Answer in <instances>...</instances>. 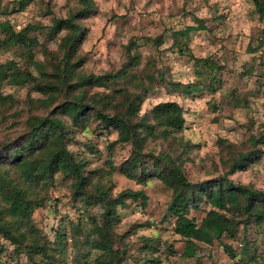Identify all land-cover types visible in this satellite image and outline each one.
Wrapping results in <instances>:
<instances>
[{"label":"trees","instance_id":"16d2710c","mask_svg":"<svg viewBox=\"0 0 264 264\" xmlns=\"http://www.w3.org/2000/svg\"><path fill=\"white\" fill-rule=\"evenodd\" d=\"M16 1L22 10L33 0ZM79 1L78 9L66 18H55L49 26V34H64L57 51L44 47L41 60L34 51L41 42L30 35L40 29L38 26L30 24L16 31L9 21L0 22L5 34L1 45L19 46L23 50V62L0 63V108L13 107L15 103L13 95L1 92L4 84L30 86L39 95L28 94L24 111L27 117L20 123L21 131L0 141V264L6 259L3 256L6 243L11 247L14 264H22L23 258L28 264H127L132 261L130 244L116 231L122 218L119 210L130 203L145 208L148 196L143 189L130 188L115 194L113 181L105 180L104 176L116 171L140 184L157 179L170 188L166 216L175 222L174 233L188 243L218 241L230 258L239 256L235 264H264V253L251 254L248 242L243 244L242 253L227 244V239L236 236L240 224H247L251 219L264 224V191L236 184L231 179L237 171L250 170L251 164L264 155V121L240 145L219 139L222 171L215 177L190 180L185 162L193 145L176 135L185 129L184 107L177 101H163L142 112L147 94L165 80L154 74L149 64L143 72L137 71L142 53L135 48L134 40L125 46L124 62L116 71L85 72L82 68L85 58L79 53L86 37L81 21L92 15L95 0ZM254 1L264 19V0ZM193 30L196 28L188 26L173 32L174 44L181 53L188 49L187 38ZM262 34L258 41L260 47H264V28ZM162 39L157 38L156 43L160 44ZM193 58L197 80L171 81L172 89L182 95L217 93L221 87L218 76L224 66L211 57ZM91 122L96 123L99 140L116 134L109 148L119 143L131 146L129 156L119 166L112 163L108 169H90V158L69 148L68 142L74 139L76 131L87 129ZM87 140L92 143L90 138ZM155 142L160 143L158 152L149 150ZM58 174L71 181L69 189L83 211L67 225H57L51 239L35 223V212L50 206V188ZM204 204L209 209L198 223L190 214L192 210L202 209ZM95 208L99 209V216L90 214ZM151 240H143L140 264H163L158 258L147 257L146 253L152 252ZM86 249L97 253L94 257L91 253L83 256ZM168 251L172 252L169 247Z\"/></svg>","mask_w":264,"mask_h":264},{"label":"rangeland","instance_id":"374dc122","mask_svg":"<svg viewBox=\"0 0 264 264\" xmlns=\"http://www.w3.org/2000/svg\"><path fill=\"white\" fill-rule=\"evenodd\" d=\"M80 6L79 0H33L20 10L18 1L0 0V22L9 21L16 31L30 24L38 26L40 29L30 35L41 42L34 50L36 58L41 60L44 47L57 51L59 39L64 34H49L54 19L66 18ZM81 23L86 29V37L79 49L85 58L82 67L85 72L105 74L116 71L124 62L125 46L134 40L135 48L142 53L137 71L143 72L149 64L151 71L165 80L147 94L142 112L163 101H177L184 107L185 129L176 135L193 145L185 162V172L190 180L215 177L222 171L219 139L240 145L261 128L264 121V47H260L258 41L263 36L264 19L254 0H95L92 15ZM188 26L196 30L187 38L188 49L181 53L174 44L173 32ZM159 37L163 39L157 44ZM4 39L5 34L0 29V45ZM22 51L19 46L1 45L0 63L8 60L23 62ZM193 56L211 57L224 66L218 76L221 87L217 93L205 91L182 95L170 86L171 81L197 80ZM1 92L13 95L15 99L13 107L0 108V141H3L21 131L20 123L27 117L24 111L28 94L39 95L30 86L9 84H4ZM95 127L96 123L91 122L87 129L79 128L74 139L68 142L69 148L90 158V169H108L112 163L119 166L129 156L131 146L119 143L109 148L108 144L116 134L99 140ZM149 150L158 152L160 143H152ZM104 179L113 181L115 194L130 188L143 189L148 196L145 208L130 203L119 210L122 218L116 231L130 244L133 256L127 264L143 262L139 257L144 238L152 239L151 251H154V254L147 252V257L158 258L163 264H235L238 260L239 256L230 258L218 241L213 244L188 243L174 233L175 222L166 216L172 191L159 180L151 179L144 185L117 171L105 175ZM231 179L236 184L264 191V155L251 164L250 170L237 171ZM70 183L67 177L58 174L50 188V206L35 212V223L51 239L57 225H67L83 211L79 200L75 201L71 194ZM201 207L190 214L198 223L209 209L205 204ZM90 214L99 216L100 211L95 208ZM165 218L168 220L164 221ZM86 221H89L88 217ZM247 242L251 254L264 253V224L251 219L247 224L239 225L233 239H227V244L237 253L243 252L238 243ZM10 253L11 247L6 243L3 264H14ZM90 253L94 257L97 252L86 249L82 254ZM22 264L28 262L23 258Z\"/></svg>","mask_w":264,"mask_h":264},{"label":"built area","instance_id":"2783aa9c","mask_svg":"<svg viewBox=\"0 0 264 264\" xmlns=\"http://www.w3.org/2000/svg\"><path fill=\"white\" fill-rule=\"evenodd\" d=\"M238 245L241 247V246H243V244L242 243H238Z\"/></svg>","mask_w":264,"mask_h":264}]
</instances>
